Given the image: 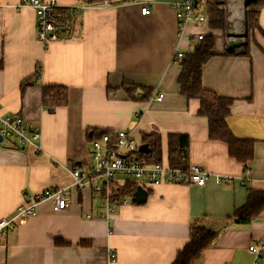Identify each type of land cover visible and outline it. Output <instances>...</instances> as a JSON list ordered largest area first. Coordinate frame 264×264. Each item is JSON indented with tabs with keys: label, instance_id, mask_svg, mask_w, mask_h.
I'll list each match as a JSON object with an SVG mask.
<instances>
[{
	"label": "crops",
	"instance_id": "crops-1",
	"mask_svg": "<svg viewBox=\"0 0 264 264\" xmlns=\"http://www.w3.org/2000/svg\"><path fill=\"white\" fill-rule=\"evenodd\" d=\"M55 1L59 8L80 10L74 18L79 34L45 47L36 38L32 8L18 7L21 0H0V116L21 115L41 134L40 152L0 142V218L36 193L68 187L70 170L90 162L93 131H131L139 148L144 134H158L160 163L167 167V136L184 135L189 139L186 164L199 166L208 178L203 186L138 187L129 204L107 218L100 217L101 202L88 189L71 188L65 210L45 201L35 216L7 232L0 264H172L188 242L192 222L216 235L195 264H251L247 248L263 238L264 209L246 224L237 223L233 213L246 204L250 191L264 193V9L258 19L261 33L250 30L248 40V0H234L223 10L224 29H211L207 22L189 26L178 40L170 3L179 0H145L147 16L140 14L144 1L92 7ZM193 33L213 40V55L202 67L203 88L232 100L229 130L254 142L246 165L228 156L225 143L208 138L207 119L196 115L199 101L179 93L181 68L171 57L176 50H193ZM235 38L241 45L228 53L226 45ZM26 79L32 83L21 90ZM122 84L151 95L143 100L145 92L137 90L136 99H130ZM43 86L66 87L67 105L43 108ZM155 93L163 94L160 102L151 99ZM139 148L136 155L147 159L149 147V153Z\"/></svg>",
	"mask_w": 264,
	"mask_h": 264
},
{
	"label": "built area",
	"instance_id": "built-area-1",
	"mask_svg": "<svg viewBox=\"0 0 264 264\" xmlns=\"http://www.w3.org/2000/svg\"><path fill=\"white\" fill-rule=\"evenodd\" d=\"M206 2L207 0H179L170 3L176 19L178 40L186 37L189 26L198 28L207 22L206 14L200 11ZM142 5L140 14L149 15V3L144 1ZM18 7L32 8L36 38L45 47L52 42L73 39L79 34L75 20L69 25H61L53 16V12L59 8L55 0H21ZM64 28H68V31L62 32ZM66 33L69 34L68 37L64 36ZM203 37L202 33L189 35L195 46ZM185 55L184 52L176 50L171 57V63H179ZM38 70L40 69L37 68L36 71ZM151 97L154 101L160 102L163 94L155 93ZM0 138V142L6 147L19 150L34 147L40 152L39 127L27 122L21 115L0 116ZM90 147V162L83 167L75 166L70 170L71 184L68 187L45 189L36 193L17 206L11 216L0 218V246L3 245L7 232L35 216L38 206L43 202L50 201L56 211L65 210L70 203L71 188L88 189L92 197L101 202L100 217L107 218L116 208L129 204L130 194L124 191L128 184H134L136 188L155 187L162 183L203 186L208 178V174L197 165H187L182 169L167 167L162 163L149 164L145 157L136 155L139 147L131 131L115 130L92 137ZM216 180L220 181L219 178ZM83 218L92 219V215L83 214ZM247 251L252 257L251 264H264V235L261 240L250 244ZM109 259L111 263L115 261L113 252L109 253Z\"/></svg>",
	"mask_w": 264,
	"mask_h": 264
},
{
	"label": "trees",
	"instance_id": "trees-1",
	"mask_svg": "<svg viewBox=\"0 0 264 264\" xmlns=\"http://www.w3.org/2000/svg\"><path fill=\"white\" fill-rule=\"evenodd\" d=\"M85 7L99 6L104 3L109 5L121 2H133L135 0H78ZM145 1V0H137ZM214 0H207L205 7L208 8L207 23L209 28L215 29L219 27L224 29L225 12L220 4H215ZM264 9V0H249L244 5V27L247 33L250 30H256L261 33L258 24L260 11ZM80 10H68L58 8L53 12V16L58 19L59 24L69 25L73 23L74 18ZM226 27V25H225ZM68 31V28L62 29V32ZM69 36V34H64ZM213 40L210 35H204L203 40L193 47L191 53L186 54L179 62L180 74L177 79L179 93L187 98L197 99L199 108L197 116L207 119L208 138L213 141H221L227 147L228 156L236 162L246 165L253 157V141L238 139L229 130L226 119L230 114V106L232 100L225 97H220L213 92H210L202 86V67L213 55ZM247 49V43L244 46ZM229 53V52H228ZM232 53V52H231ZM246 54V53H244ZM39 68V67H38ZM40 69V68H39ZM39 70L36 72L37 79L39 78ZM38 81V80H36ZM35 81H33L34 83ZM32 81L26 79L22 82L20 89L31 85ZM122 90L130 99H136L134 96L137 90L145 92L143 100L150 97L151 93L143 88L132 85L122 84ZM138 99V98H137ZM68 102V93L66 87L63 86H43L41 90V106L46 109H56L64 107ZM109 133L106 131H93L94 137ZM158 134H144L142 143L149 147V155L147 160L157 164L161 162L160 141ZM189 139L184 135L170 134L167 136V164L171 168H184L187 164ZM136 189L134 184H128L124 191L127 194H132ZM264 209V193L250 191L246 204L238 210H235L233 217L239 224L249 223L252 219L257 218ZM215 233L206 229L198 222H192L189 228L188 242L180 250L172 264H195L214 241Z\"/></svg>",
	"mask_w": 264,
	"mask_h": 264
},
{
	"label": "water",
	"instance_id": "water-1",
	"mask_svg": "<svg viewBox=\"0 0 264 264\" xmlns=\"http://www.w3.org/2000/svg\"><path fill=\"white\" fill-rule=\"evenodd\" d=\"M228 35L231 36L232 35V29L229 28L228 29ZM239 45H241V39L240 38H235L231 41H229L226 45V50L228 52H231L233 51L236 47H238ZM90 135V134H89ZM1 140V138H0ZM139 150L143 153H147L148 152V149H147V145H142ZM136 199H133V201H135Z\"/></svg>",
	"mask_w": 264,
	"mask_h": 264
},
{
	"label": "rangeland",
	"instance_id": "rangeland-1",
	"mask_svg": "<svg viewBox=\"0 0 264 264\" xmlns=\"http://www.w3.org/2000/svg\"><path fill=\"white\" fill-rule=\"evenodd\" d=\"M215 2H219V3H217V4H220L221 6H222V9L223 10H225V8H229V6L234 2V0H214ZM249 1V0H248ZM247 1V2H248ZM225 6V7H224ZM205 10H206V7L205 6H203V7H201L200 8V11L201 12H205ZM244 36V34H242V37Z\"/></svg>",
	"mask_w": 264,
	"mask_h": 264
}]
</instances>
